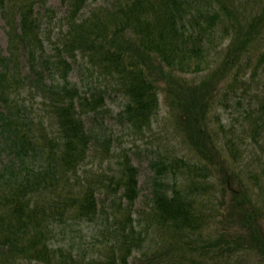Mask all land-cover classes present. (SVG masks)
I'll list each match as a JSON object with an SVG mask.
<instances>
[{
  "label": "trees",
  "instance_id": "trees-1",
  "mask_svg": "<svg viewBox=\"0 0 264 264\" xmlns=\"http://www.w3.org/2000/svg\"><path fill=\"white\" fill-rule=\"evenodd\" d=\"M6 1L0 0L9 39L7 54L0 51V264H241L239 245L227 258L224 248L216 258L198 255V240H209L203 216L177 178L170 184L166 159L152 163V195L141 218L134 211L138 168L127 152L115 155L111 174L79 176L75 195L46 200L44 193L56 195L99 149L118 148L101 131L111 92L121 94L112 98L120 102L119 119L139 132L153 126L164 101L181 136L187 131L198 150L212 145L216 155L231 148L235 161L246 155L248 174L264 190V100L257 99L264 94V51L257 59L252 54L254 45L264 46V0H112L87 15L80 12L89 0H63L66 28L56 33L63 49L54 52L47 44L55 29L43 21L49 15L34 7L46 0ZM219 31L232 38V59L190 85L184 74L195 59L201 65L203 40ZM242 59L245 78L232 71ZM230 77L235 88L221 105L233 117L216 130L209 113L217 85ZM101 79L119 88L103 90ZM28 94L29 104L22 97ZM75 219L97 223L109 253L88 257L55 246L54 225ZM250 236L260 245L257 233ZM258 249L264 255V242Z\"/></svg>",
  "mask_w": 264,
  "mask_h": 264
},
{
  "label": "rangeland",
  "instance_id": "rangeland-1",
  "mask_svg": "<svg viewBox=\"0 0 264 264\" xmlns=\"http://www.w3.org/2000/svg\"><path fill=\"white\" fill-rule=\"evenodd\" d=\"M103 4L113 3L112 0H89L80 13L87 15L88 11L97 9ZM47 6L50 7L49 14L45 12ZM34 7L40 13V17L41 15L42 17L49 15V18L43 19V21L47 20L50 28L55 29L52 37L53 42H48V47L53 52L55 47L63 49L62 43L56 40L59 39L56 33L66 28L63 26L66 22L67 6H65L63 0H46L45 5L36 3ZM1 10L0 51L7 54L9 44L8 27L4 17L6 15L4 13L2 15L4 11L1 12ZM242 10L245 11V8H242ZM231 39V37H225L223 31L213 34L211 39L209 36L205 37L203 41L206 48L205 55L200 61L201 65L197 66L195 59L190 69L184 74L190 85H197L210 79L211 73L223 68L224 61L232 59L234 54L231 51L233 49L230 46ZM251 47L249 46V49ZM253 47V53H251L257 59L264 51V46L254 45ZM246 54L247 52L244 53V55ZM244 63L245 61L242 59L241 65L232 70L234 71L233 75L239 70L240 77L245 78ZM247 70L250 71L251 68ZM71 78L78 81L75 72L71 73ZM232 78L230 77L224 82L221 81L217 85L216 106L212 107L209 113V120L211 124H214L216 130L220 126H224L233 117V114H230L231 108L221 105V103H225L226 98L229 100V96L225 91L231 89V87L235 88V83L230 87ZM263 82L264 79L261 84L262 90H264ZM98 84L103 90L113 87L119 88L117 84L106 86V81L103 79L98 81ZM118 94L121 95L120 92H111L110 97L109 95L106 97L109 111L101 129L107 137L113 139L111 144L113 146L115 144L118 148H111L109 153L102 150L104 148L99 149V153L88 157L85 166L83 165L78 175L71 176L70 182L65 185L59 183L56 195L52 194L51 190H45V199L47 200L49 195L53 198L75 195L79 188V176H82L85 180H90L99 179L104 174L105 176L109 175L116 162L115 155L127 152L138 168L140 196L134 211H138L136 215L141 218L140 213L148 210L149 199L152 195L151 177L154 174L152 163L155 160L162 161V159H166L172 164L169 175L170 184H173L174 177L177 178L178 188L195 196L196 208L198 213L203 216L201 226L204 238L209 240L208 242L198 240V255L216 258L217 252L224 248L225 255L222 257L227 258L230 252H235L230 247L239 245V247L242 246L240 252L244 253L243 257L240 256L242 259L241 264H264V255L262 250L258 249L264 242V190L256 186L248 174L252 167L248 164L250 160L248 161L246 155L243 157L241 154L239 160L235 161L231 148H218L222 152L220 155H216L212 145L203 146L202 149L198 150L192 144L187 131L182 135L185 139L181 136L177 121L167 115L168 108L164 101L161 102L159 112L154 117L153 126L150 129H145L143 132L134 130L118 117L120 102H112V98ZM22 97L27 100L28 104L33 100L31 94ZM257 99L258 101L264 100V94L259 95ZM228 102L231 104L230 101ZM100 118H98L99 122L101 121ZM89 122L88 124H91L92 118L89 119ZM226 174L229 177L225 179ZM247 189L250 190V192L248 191L250 193L248 199L251 202L245 200ZM105 194V191L98 192L101 202L104 200ZM72 224H66L65 227L54 225V232L51 236L56 244L55 246L68 251L72 250L74 254L80 252L88 257L93 255L104 257L105 254L109 253V248L105 244L108 237L104 238L101 235L97 223L75 219L74 224ZM254 233L259 235L260 241H262L260 245L251 239L250 235L253 236ZM220 243H222V246H220Z\"/></svg>",
  "mask_w": 264,
  "mask_h": 264
}]
</instances>
